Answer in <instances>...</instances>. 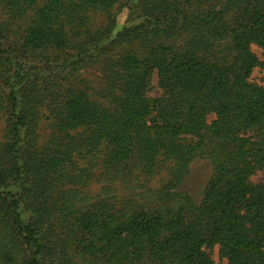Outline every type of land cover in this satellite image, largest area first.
<instances>
[{
	"label": "trees",
	"instance_id": "trees-1",
	"mask_svg": "<svg viewBox=\"0 0 264 264\" xmlns=\"http://www.w3.org/2000/svg\"><path fill=\"white\" fill-rule=\"evenodd\" d=\"M257 67L264 0H0V264H264Z\"/></svg>",
	"mask_w": 264,
	"mask_h": 264
},
{
	"label": "rangeland",
	"instance_id": "rangeland-1",
	"mask_svg": "<svg viewBox=\"0 0 264 264\" xmlns=\"http://www.w3.org/2000/svg\"><path fill=\"white\" fill-rule=\"evenodd\" d=\"M132 5V4H131ZM142 18L139 16L135 7L131 10L124 8L122 12L119 14V29L130 26L133 27L140 23ZM176 47L185 44L186 38L177 36L173 38L172 41L169 40ZM252 49L257 55L263 59V52L260 47L257 45H253ZM85 70H83L84 72ZM97 74H99L97 67H92L89 70L85 71L84 77L88 80H92ZM253 82L258 83L264 86V68L257 67L254 69L253 74L251 76ZM149 94L153 97H158L163 94V90L159 85L158 76L155 75L152 81V87ZM214 118V115H210L209 120L211 121ZM1 123V122H0ZM3 124H0V139L3 138ZM45 132V130H43ZM210 142V141H209ZM211 145L208 143L206 147V153L198 156L193 163L191 164L190 173L185 177V179L181 182L180 185H177L173 191L187 193L194 201L199 202L202 198V194L212 178L214 171V163L212 159L208 156V152L211 149ZM168 180V175L164 171L158 173L154 178L149 180L151 186L159 189L162 188ZM264 180V167H262L254 176H252V181L254 183H258ZM120 189L116 192L117 197L122 199L123 195L127 192L123 187L118 186L115 190ZM114 190V191H115ZM86 191L91 192L93 195L100 193L98 185L93 183L86 187ZM212 257L216 261L217 264H229L226 258L221 257L219 252V247L216 246L212 251Z\"/></svg>",
	"mask_w": 264,
	"mask_h": 264
}]
</instances>
